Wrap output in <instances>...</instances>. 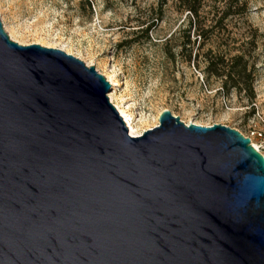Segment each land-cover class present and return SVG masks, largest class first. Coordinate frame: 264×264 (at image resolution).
Instances as JSON below:
<instances>
[{
    "label": "water",
    "instance_id": "obj_1",
    "mask_svg": "<svg viewBox=\"0 0 264 264\" xmlns=\"http://www.w3.org/2000/svg\"><path fill=\"white\" fill-rule=\"evenodd\" d=\"M111 84L0 22V264H264V157L164 109L128 134Z\"/></svg>",
    "mask_w": 264,
    "mask_h": 264
},
{
    "label": "rangeland",
    "instance_id": "obj_2",
    "mask_svg": "<svg viewBox=\"0 0 264 264\" xmlns=\"http://www.w3.org/2000/svg\"><path fill=\"white\" fill-rule=\"evenodd\" d=\"M173 2L0 0V22L19 44L59 48L92 65L111 84L106 94L137 134L155 126L167 109L185 124L235 129L264 157V0H246L244 15L231 16L223 28H214L200 49L248 57L255 68L251 100L242 92L225 93L219 79L204 75L202 57L197 65L193 59L198 41L180 52L186 24ZM220 3L205 0L203 10ZM159 6L161 18L146 38L140 30L150 16L155 18L152 13Z\"/></svg>",
    "mask_w": 264,
    "mask_h": 264
},
{
    "label": "trees",
    "instance_id": "obj_3",
    "mask_svg": "<svg viewBox=\"0 0 264 264\" xmlns=\"http://www.w3.org/2000/svg\"><path fill=\"white\" fill-rule=\"evenodd\" d=\"M205 0H174L175 10L184 14L182 20L185 21V28L181 29L184 33L183 40L180 42V52L185 50V46L198 41L193 59L202 57L204 75L220 80L221 87L227 93L230 90L242 92L249 100L254 97V64L242 52L230 54L228 51L218 52L205 49L201 51L203 44L210 39L214 28H223L224 22L231 16H242L246 12V0H221L220 4L212 7V10H203ZM155 18L150 16L149 22L141 28V32L148 37V31L156 21L161 18V7H157L152 13ZM167 55L172 57L173 52L167 50ZM190 60V54L186 56Z\"/></svg>",
    "mask_w": 264,
    "mask_h": 264
},
{
    "label": "bare ground",
    "instance_id": "obj_4",
    "mask_svg": "<svg viewBox=\"0 0 264 264\" xmlns=\"http://www.w3.org/2000/svg\"><path fill=\"white\" fill-rule=\"evenodd\" d=\"M9 34V33H8ZM8 36H10L9 38L11 39L12 38V36L9 34ZM111 82V81H110ZM112 83V82H111ZM107 97H108V100L112 103V99H111V94L110 95H107ZM113 104V103H112ZM115 105V104H114ZM113 105V106H114ZM115 108H117L118 109V107L115 105L114 106ZM116 109V110H117ZM117 111H119L118 112V114L121 116V118H122V120H123V122H124V124H125V126L127 127V131H128V134L129 135H132V136H135V135H138L137 133H136V130H135V128L130 124V121H129V118H128V116L124 113V111L123 110H117Z\"/></svg>",
    "mask_w": 264,
    "mask_h": 264
}]
</instances>
